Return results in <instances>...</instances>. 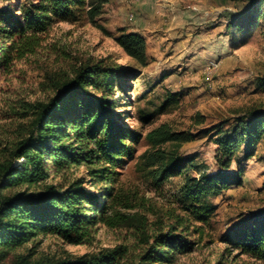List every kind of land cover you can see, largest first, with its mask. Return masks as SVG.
Masks as SVG:
<instances>
[{
    "label": "trees",
    "instance_id": "1",
    "mask_svg": "<svg viewBox=\"0 0 264 264\" xmlns=\"http://www.w3.org/2000/svg\"><path fill=\"white\" fill-rule=\"evenodd\" d=\"M108 1L37 0L22 5L18 14L0 12V68L9 69L13 60L35 54L57 22L76 21L84 14L96 23ZM262 5L264 0H249L246 9L229 18L226 28L233 35L257 25ZM114 40L140 66L148 63L141 34L123 30ZM124 75L103 60L79 64L71 78L53 82L46 99L19 104L15 113L28 119V125L0 159V264H175L197 243L188 238L190 225L198 222L194 231H202L200 225L208 224L215 213L211 198L242 185L243 170L229 169L241 145L243 159L248 160L264 141V108L247 110L227 128L220 123L191 132L161 124L142 135L112 117L116 102L111 95ZM258 80L264 89V77ZM179 96L167 92L152 111H138L139 121L150 124L157 113L178 104ZM213 130L214 157L222 170L190 175L188 171L199 165L193 155H182L180 147ZM141 140L149 147L137 155L134 144ZM17 159L22 162L13 164ZM127 161H134L135 172L150 188L181 177L173 199L179 212H170L174 220L165 229L160 225L148 231L145 217L137 211L144 196L139 188L126 187L118 170ZM81 166L88 183L99 182L101 188H85V176L75 175ZM101 226L129 228L138 238V251L121 243L70 258L31 260L27 248V254L8 259L10 252L30 242L34 245L46 234L74 245L90 243ZM220 240L228 251L264 260V208L238 221Z\"/></svg>",
    "mask_w": 264,
    "mask_h": 264
},
{
    "label": "rangeland",
    "instance_id": "2",
    "mask_svg": "<svg viewBox=\"0 0 264 264\" xmlns=\"http://www.w3.org/2000/svg\"><path fill=\"white\" fill-rule=\"evenodd\" d=\"M30 1L37 2L0 0V12L18 14L21 6ZM248 4L249 0L181 1L180 6L186 7L187 20L192 24L191 35H187L184 45L176 42L172 48L177 50L185 46L190 53L167 65L148 61L140 66L116 43L114 36L124 29L119 27L122 19L111 15L110 0L104 4L96 23L80 14L76 21L53 24L35 54L13 60L9 69L0 68V159L28 125V119L15 113L21 101L46 99L53 92V82L68 80L79 64L95 60H103L106 66H115L125 73L117 79L111 95L116 104L110 110L116 122L142 135L161 124L172 130L191 132L220 123L227 128L247 110L264 108V89L257 85L258 79L264 77V5L257 25L235 30L233 35L226 28L229 18L246 9ZM210 56L211 61H207ZM176 62H180L179 65H175ZM167 92L179 93V103L157 113L150 124H142L138 111H152ZM214 132L200 133L195 140L180 147L182 155H193L199 165L198 169L188 171L190 175L202 170H222L214 157L217 148L211 137ZM134 147L138 155L149 146L141 140ZM243 150L241 145L229 169L243 170L242 185L231 186L211 198L217 205L215 213L208 224L200 225L202 231H194L200 223L190 225L188 238L197 243L191 252L181 254L175 264H264L262 259L226 250V243L220 240V236L238 221L264 208V141L257 145L255 154L248 160L243 159ZM21 162L22 159H17L13 164ZM118 170L123 174L125 186L139 188L144 196L137 211L145 217L148 231L160 225L165 229L173 222V215L179 212L174 209L173 199L181 177H172L155 189L135 172L134 161L125 162ZM75 175L85 176L87 190L102 186L99 182L88 183L83 166ZM39 238L36 244L30 242L7 254L8 259L15 254H27V248H31L30 258L34 260L39 257L70 258L121 243L137 252L140 245L127 227L111 230L101 226L90 243L79 245L67 243L57 235L46 234Z\"/></svg>",
    "mask_w": 264,
    "mask_h": 264
},
{
    "label": "crops",
    "instance_id": "3",
    "mask_svg": "<svg viewBox=\"0 0 264 264\" xmlns=\"http://www.w3.org/2000/svg\"><path fill=\"white\" fill-rule=\"evenodd\" d=\"M181 1L110 0L111 15L115 19H122L120 28L139 33L145 38L150 63L173 64L175 59L184 58L190 53L185 46L177 50L172 48L176 42L184 45L187 35H191L189 30L192 24L187 20L186 7L180 6ZM211 57H207V61H211Z\"/></svg>",
    "mask_w": 264,
    "mask_h": 264
}]
</instances>
